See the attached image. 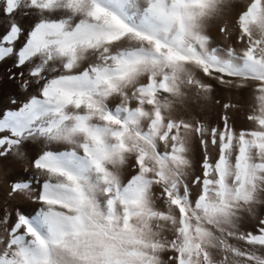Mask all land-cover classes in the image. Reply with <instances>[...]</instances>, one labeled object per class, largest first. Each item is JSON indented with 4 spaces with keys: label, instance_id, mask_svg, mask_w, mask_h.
Instances as JSON below:
<instances>
[{
    "label": "snow or ice",
    "instance_id": "6c2138e0",
    "mask_svg": "<svg viewBox=\"0 0 264 264\" xmlns=\"http://www.w3.org/2000/svg\"><path fill=\"white\" fill-rule=\"evenodd\" d=\"M232 6L0 0V63L35 87L0 114V158L42 146L34 174L11 185L37 207L10 226V212L0 218V264H264V217L240 228L264 204V0H245L229 23ZM222 20L237 46L211 41L206 28ZM207 81L250 94L252 128L234 126L231 102L217 126L177 114L189 92L208 99Z\"/></svg>",
    "mask_w": 264,
    "mask_h": 264
},
{
    "label": "bare ground",
    "instance_id": "6f19581e",
    "mask_svg": "<svg viewBox=\"0 0 264 264\" xmlns=\"http://www.w3.org/2000/svg\"><path fill=\"white\" fill-rule=\"evenodd\" d=\"M244 3L245 0H232L233 6L230 10L226 11L223 20L231 23L236 13L241 7H243ZM223 20L210 23L206 28L207 34L210 36L211 41L216 44L225 46L228 44H233V46H237L232 40H225L224 36L220 33L219 24L222 23ZM9 68L12 67L0 63V114H3V112L8 109H16L20 104L25 102L30 95L35 94V91L32 87L27 91H24L20 88L19 82L17 80L9 79ZM12 71L19 72L21 69L12 68ZM207 82L213 85V91L209 95L208 99H201L196 96L194 92H189L185 104L179 107L177 114L183 115L184 118H187L186 114H192L195 115L199 120L205 122L209 127L217 126L221 124L220 116L223 112L222 105L231 102L238 105L241 109L240 111L234 112L232 114L234 126L237 129L252 128L253 125L251 122L245 119V115L252 111V98L250 94L245 93L241 95L236 91H229L216 85L215 81ZM13 100L16 101L15 104L12 103ZM217 101L219 103H217ZM41 147L42 146L40 144L28 145L26 150V159H16L15 157L11 156L7 159L0 158V189H2V191L5 189V185L8 186L7 189L11 191V185L13 181L34 174V170L30 166V161L41 150ZM212 155L213 158H215V150H213ZM190 158L193 165L192 174L197 175L200 173L199 165L203 158V151L199 145V142L196 140H194L192 143ZM130 175L131 169H128L123 173V178L126 180ZM156 191L158 192L159 189H156ZM10 201L11 204L13 203V207H15L17 204H28L30 208V206L34 204L31 200L27 199L23 194L20 193L13 194V198ZM34 206L36 207L35 204L32 207L35 208ZM156 206L160 210H166L165 205L161 200L156 201ZM256 207L257 209L255 208V215H246V220L243 218L244 222H241L240 224L242 231H254L256 218L264 217V204L257 205ZM166 235H168L169 238L171 237V233H166ZM232 242L237 244V246L245 247L243 242ZM164 257H167V253L164 254Z\"/></svg>",
    "mask_w": 264,
    "mask_h": 264
},
{
    "label": "rangeland",
    "instance_id": "374dc122",
    "mask_svg": "<svg viewBox=\"0 0 264 264\" xmlns=\"http://www.w3.org/2000/svg\"><path fill=\"white\" fill-rule=\"evenodd\" d=\"M17 19H19V20H21V22H23V23H25L26 25L28 24V23H30V21H27V20H24V18L23 17H17ZM6 23V20L3 18V17H0V25H3V24H5ZM2 64H4V65H8V66H11L12 67V64H13V60H7V61H5L4 63H2ZM26 70V69H25ZM24 70V71H25ZM33 89H34V91H35V87H32ZM5 189H3V191H2V189H0V218H2L3 216H4V214H5V211H7V212H10L11 213V217H10V223L9 224H11L12 223V221H14L15 220V218H16V211H17V209H19L21 212H30V211H32V209H35L36 207H37V205H36V207L35 208H33L32 206L34 205H31L30 206V208H29V205L27 204H24V205H22V204H17L15 207H13L14 205H13V203L11 204V201L10 200H12V198H13V195L12 196H9V193L11 192L10 190H8L7 188H8V186H6L5 185V187H4ZM5 190V191H4ZM8 195V196H7ZM9 197V198H8ZM21 209H20V208ZM256 209H257V207H256ZM255 209V210H256ZM246 215H248V214H245L244 216H243V218L245 219L246 218ZM242 218V221L241 222H244V219ZM246 220V219H245ZM10 226V225H9Z\"/></svg>",
    "mask_w": 264,
    "mask_h": 264
}]
</instances>
